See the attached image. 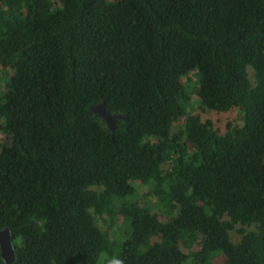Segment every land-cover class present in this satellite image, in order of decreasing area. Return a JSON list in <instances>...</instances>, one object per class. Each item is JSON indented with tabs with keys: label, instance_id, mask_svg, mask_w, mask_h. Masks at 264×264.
Returning a JSON list of instances; mask_svg holds the SVG:
<instances>
[{
	"label": "trees",
	"instance_id": "obj_1",
	"mask_svg": "<svg viewBox=\"0 0 264 264\" xmlns=\"http://www.w3.org/2000/svg\"><path fill=\"white\" fill-rule=\"evenodd\" d=\"M0 82L12 264H264V0H0Z\"/></svg>",
	"mask_w": 264,
	"mask_h": 264
},
{
	"label": "water",
	"instance_id": "obj_2",
	"mask_svg": "<svg viewBox=\"0 0 264 264\" xmlns=\"http://www.w3.org/2000/svg\"><path fill=\"white\" fill-rule=\"evenodd\" d=\"M103 102L89 107V110L98 114L110 130L116 127V119L121 115L111 114L104 109ZM0 256L4 264H12L15 260L14 248L11 243L10 229L8 226L0 229Z\"/></svg>",
	"mask_w": 264,
	"mask_h": 264
},
{
	"label": "rangeland",
	"instance_id": "obj_3",
	"mask_svg": "<svg viewBox=\"0 0 264 264\" xmlns=\"http://www.w3.org/2000/svg\"><path fill=\"white\" fill-rule=\"evenodd\" d=\"M192 81L194 82L195 78L193 76H191ZM1 83V82H0ZM191 99L194 100L195 99V94L194 92L191 94ZM237 112L236 111H232L230 113H226V114H220V115H216L214 113H212L211 111H208L206 113L203 114L204 117H211L213 120L217 119L218 123L224 125L225 121L227 119H231V117H234L235 114ZM218 123H216L218 125ZM222 125H219L222 127ZM0 141H1V134H0ZM145 187L144 186H140L139 187V192H144Z\"/></svg>",
	"mask_w": 264,
	"mask_h": 264
},
{
	"label": "clouds",
	"instance_id": "obj_4",
	"mask_svg": "<svg viewBox=\"0 0 264 264\" xmlns=\"http://www.w3.org/2000/svg\"><path fill=\"white\" fill-rule=\"evenodd\" d=\"M100 260L106 262V264H122V261L118 257L109 258L106 253L100 254Z\"/></svg>",
	"mask_w": 264,
	"mask_h": 264
}]
</instances>
